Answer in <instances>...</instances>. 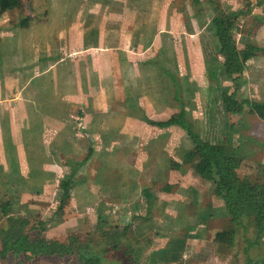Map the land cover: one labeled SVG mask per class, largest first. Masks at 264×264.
<instances>
[{
  "label": "rangeland",
  "instance_id": "374dc122",
  "mask_svg": "<svg viewBox=\"0 0 264 264\" xmlns=\"http://www.w3.org/2000/svg\"><path fill=\"white\" fill-rule=\"evenodd\" d=\"M245 4L15 0L0 8V158L24 145L47 161L55 146L65 178L55 208L31 214L46 238L79 233L98 264H264V239L255 248L240 235L228 243L229 210L198 177L185 131L162 127L184 105L204 141L238 146L257 185L247 197L264 211V0H250L251 12ZM231 24L246 66L238 77L220 37ZM91 30L102 44L84 50ZM108 31L121 34V48H105ZM6 180L0 175L1 184H16ZM75 260L68 264H89Z\"/></svg>",
  "mask_w": 264,
  "mask_h": 264
},
{
  "label": "trees",
  "instance_id": "16d2710c",
  "mask_svg": "<svg viewBox=\"0 0 264 264\" xmlns=\"http://www.w3.org/2000/svg\"><path fill=\"white\" fill-rule=\"evenodd\" d=\"M246 1L247 4H245V6L251 12L252 5H250V0ZM14 5L15 0H0L2 12H7L12 9ZM29 19L30 17L25 18L22 24H26ZM90 32L91 34L89 35H91V37L87 35L85 37L84 50L98 48L102 44L101 41H93L95 38L98 40L99 37L97 35L94 36L93 30ZM236 36L234 24L220 31L221 41L229 54L228 70L230 74L238 77L245 72L246 66L235 57L236 51L238 50ZM104 45L107 49L121 48L123 46L121 34L116 31H108L106 33ZM234 111L237 112V116L243 117L241 112L237 110ZM173 125H178L185 131L187 138L193 146L194 154L199 158V163L196 166L198 177L202 181L212 184L215 194L222 198L227 205L231 217V226L228 230L227 238L228 243L231 246L236 245V241H238V236L240 235L243 241L251 248L260 246L264 239V211H261L263 208L255 205L253 201L247 197L250 189L257 187V185L251 183L248 178V172L243 173V158L245 155L240 153L241 150L235 144L231 143L219 146L204 141L198 127L192 125L191 120L187 118V111L184 105L179 115L169 120L167 123H163L162 127ZM236 126V123L232 122L234 139L238 138ZM90 152L93 153L92 148ZM89 158L90 157H87L84 160H89ZM81 167L82 166L79 164L73 166L71 168V175ZM97 178L99 177L97 176ZM85 181L88 182V179L85 178ZM258 187L259 189H264L262 185ZM68 188L69 186L66 185L64 191L65 195L69 192ZM14 190V188L6 186L0 193H14ZM146 196L149 198V202L145 218H148L151 214L150 208L153 194L146 192ZM64 201L63 199L62 203H64ZM62 210L63 208L61 206V211ZM3 213L5 216V225L0 231V264H10L11 260L14 264H21L23 262L44 264V260L46 259H50L51 261L56 259L55 264H68L69 257L71 259L74 258V260L77 259L75 261L79 263L88 262L89 264H98L100 262V259L95 256L88 257L83 251L88 239L82 238L79 233L72 232L66 236L61 235L53 239H48L42 234L37 224L27 218L14 215L11 204L8 201L3 202ZM249 229L253 230L254 236L252 238L247 235Z\"/></svg>",
  "mask_w": 264,
  "mask_h": 264
},
{
  "label": "crops",
  "instance_id": "0c3cea01",
  "mask_svg": "<svg viewBox=\"0 0 264 264\" xmlns=\"http://www.w3.org/2000/svg\"><path fill=\"white\" fill-rule=\"evenodd\" d=\"M4 98L5 96L3 99ZM0 101H2V99H0ZM1 105L2 103H0V106ZM73 112L75 111L71 108V113L73 114ZM63 122L66 123V121ZM54 147H51L50 151L46 154L48 158L47 161L39 160L38 154L35 151L26 149L24 145H20L18 148L15 147L14 149L9 147L8 161L2 162L0 158V175L1 177L3 176V181L6 176L7 180L5 183H7L9 176H11V179L16 183L12 186V188L15 189L14 193H0V231L5 225L3 202L7 197V201L11 204L13 214L27 218L32 222L35 220L31 219V214L37 216L41 211L46 213L52 211V208H55V202H57L60 196L63 195V193L58 191L59 184L65 182V178L61 179V176L58 177V172L55 169L58 159L60 161V156L57 154V149ZM64 150L65 148L62 152ZM55 175L57 178L56 180L54 179ZM58 181L60 182L59 184ZM6 185H4V182L2 184L0 183V191L4 190ZM56 186L57 189L53 190ZM90 187L95 192L98 186L93 182V187ZM59 208L61 210V205ZM34 223L37 224V222ZM53 238L55 237H52L51 239ZM194 242L196 245H199L197 241ZM192 252L193 250L191 248V255L193 257Z\"/></svg>",
  "mask_w": 264,
  "mask_h": 264
}]
</instances>
